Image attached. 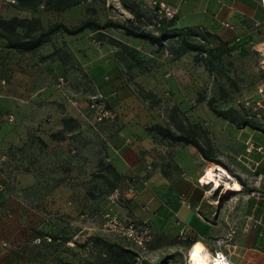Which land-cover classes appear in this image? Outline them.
<instances>
[{
    "label": "crops",
    "instance_id": "crops-1",
    "mask_svg": "<svg viewBox=\"0 0 264 264\" xmlns=\"http://www.w3.org/2000/svg\"><path fill=\"white\" fill-rule=\"evenodd\" d=\"M46 1L31 13L17 9L16 0H0V15L38 18L45 28L57 22V13L58 21L67 25L90 16L83 2L57 12ZM144 1L148 0L140 3ZM160 1L177 8L174 27L179 32L205 33L214 46L222 41L234 63H244L247 97L258 98L259 88L264 93V8L259 0ZM110 37L128 49L110 44ZM171 57L164 48L117 29L55 33L29 52L4 47L0 52V155L6 157L8 147L21 149L17 157L22 161L28 150L56 146L51 154L59 163L68 162L70 173L75 171L73 165L88 171L102 159L124 183L123 195L129 198L126 206L131 212L127 216L149 220L156 234L178 235L185 229L180 244L198 241L209 255L218 249L215 239L234 227L230 246L220 247L230 263L264 264L262 188L257 196L245 192L244 223L233 217L228 220L218 210L211 219L201 208L207 195L198 179L212 163L193 146L161 139L147 130L154 124L175 132L189 126L212 147L214 157L240 177L255 181L264 175V124L262 128L237 125L215 114L201 93L209 77L204 64L190 52ZM78 73L84 77V88L92 92L77 97L68 87H55L60 76ZM140 89L149 95L141 96ZM98 91L115 113L113 120L96 123L92 119L83 98ZM53 100L64 107L51 106ZM9 114L14 115L13 122L6 120ZM64 118L74 119L76 127L62 140L52 139V133L63 130ZM17 176L24 177L23 173ZM75 177H65V186L75 187ZM239 191L244 193L241 185ZM110 207L122 209L117 204Z\"/></svg>",
    "mask_w": 264,
    "mask_h": 264
},
{
    "label": "rangeland",
    "instance_id": "rangeland-1",
    "mask_svg": "<svg viewBox=\"0 0 264 264\" xmlns=\"http://www.w3.org/2000/svg\"><path fill=\"white\" fill-rule=\"evenodd\" d=\"M142 4L146 5L145 15L148 16L150 9L146 1L83 0L85 11L90 16L99 20L130 19L139 26L144 24L138 18ZM90 9H93L92 12ZM62 20L70 22L69 17H62ZM174 47L176 43L171 40L163 48L174 57ZM188 52L193 53L194 58L197 55L196 52ZM210 58L214 71L210 73L206 69L209 77L201 93L206 97L215 96L219 104L251 101L244 91L248 86L244 63H234L228 53L213 52ZM65 79L67 84L63 88H57L56 84L55 87L59 90L68 87L66 89L77 97L92 92L89 87L84 88L81 73L67 74ZM95 94H100L106 102V96L101 91L89 93L88 97ZM88 97L83 98L84 101L87 102ZM51 103L56 109L64 107L61 104L58 106L57 100ZM190 129L187 126L184 131ZM55 148L28 150L29 155L22 161L14 159L12 162L7 156L3 158L0 155V264H143L144 261L146 264H187L191 246L181 245L179 234H156L152 228L150 239L143 248L135 247L121 236L104 217L106 209L112 204L122 208L121 211L111 208L121 221L138 224L146 221L127 216L131 212L126 206L129 198L123 195L124 183L115 177L113 171H105L106 178L102 177L97 164L88 171L79 164L73 165L75 171L70 173L69 163H59L57 157L51 154ZM18 173H23L24 177L19 178ZM71 174L76 176L75 187L63 183V179ZM228 174L222 176L218 187L198 181L207 195L201 208L211 219L214 218L212 213L218 210L226 219L233 217L234 221L237 219L242 224L247 195L225 187V181L238 183ZM241 177L245 179L247 188L254 187L253 179L244 175ZM114 187L119 190L120 197L109 202ZM166 255L172 256L166 258Z\"/></svg>",
    "mask_w": 264,
    "mask_h": 264
},
{
    "label": "trees",
    "instance_id": "trees-1",
    "mask_svg": "<svg viewBox=\"0 0 264 264\" xmlns=\"http://www.w3.org/2000/svg\"><path fill=\"white\" fill-rule=\"evenodd\" d=\"M41 1L42 0H16L15 7L19 10H27L31 13H34ZM82 2L83 0H47L45 3L59 12L62 10H66L72 6L78 5ZM147 2L150 9L148 13L149 15H145V12L147 10L145 9L146 5L143 4L141 5L138 13V18H141L144 22V24L141 26L131 21L130 19L120 21L112 18H107L104 20H99L96 17L89 16L81 20L76 25H67L60 21H57L45 28L41 27L40 20L38 18L26 19L18 16L4 18L0 15V39L3 43V45H0V52L3 51L4 47L20 52L33 51L47 42L53 34L59 32L65 33L66 35H76L85 29L96 31L105 29H117L121 30L126 36L145 40L151 45L157 46L158 48H163L167 42L174 40L176 43V47L172 49V54L174 56L173 58H177L188 51L196 52L197 55L195 56V60L201 61L210 73H213L214 71L213 61L210 58L211 53L217 52L219 54H230V49L227 48L222 41H218V45L214 46L211 44L208 35L205 33L196 32L193 30H185L183 32H179L174 27L176 17L169 21H162L158 27L155 26V24H153L155 9L150 5V0H148ZM92 10L93 9H90L91 12ZM108 42L110 44L120 46L123 50L128 49L126 45H122L120 41L111 37L108 39ZM140 94L143 97H147L149 95V93L144 92L141 89ZM206 104L215 114L237 125H250L255 128L263 127L264 115L257 113L251 107L246 106L243 102L235 101L234 104H219L217 98L211 95L209 97H206ZM63 125V130L57 131L50 135L52 139L62 140L65 137V134L68 133V131L73 130L76 127V123L72 118H64ZM147 130L150 132H154L161 139L173 143H183L185 145L193 146L203 157V159L208 163H212L213 165H220L224 169H226L229 174L233 176L234 179L241 185V191L250 193V196L251 193L255 191L253 189L247 188L246 182L239 175L229 169V167L222 161L214 157V155L212 154V147L209 144L203 143L192 129H190L191 131L189 130L175 132L172 131L169 127L154 124L147 127ZM41 143L45 147V143L43 141H41ZM40 149H42V146L40 147ZM4 153L6 154L7 159L11 160L12 162L14 161V159L21 161V157H17V154H21V149L8 147L4 150ZM97 166L102 177L106 178V174H104L105 171H113V174L117 178L112 166L110 164L104 163L102 159L98 161ZM114 189H117V187H114L113 190ZM108 209H106L105 212H112L111 208ZM140 223L136 224L147 225L150 230H152L153 228L149 220L142 222L140 221ZM195 242L196 241H193L189 243V245L191 246ZM170 256L172 255H166V258H169ZM145 262L146 261H144L143 264H146Z\"/></svg>",
    "mask_w": 264,
    "mask_h": 264
},
{
    "label": "built area",
    "instance_id": "built-area-1",
    "mask_svg": "<svg viewBox=\"0 0 264 264\" xmlns=\"http://www.w3.org/2000/svg\"><path fill=\"white\" fill-rule=\"evenodd\" d=\"M9 2H15V0H5ZM260 4L264 8V0H259ZM150 5L154 7L155 17L153 19V24L159 26L162 21H169L176 17L177 8L171 7L164 1L160 0H150ZM66 84V79L64 76H60L56 81L57 88H63ZM258 98L252 99L251 101L243 102L246 106L251 107L257 113L264 115V93L263 89H257ZM86 106L90 111L91 117L96 123H102L106 120H113L115 113L112 109L108 108L105 99L100 94L91 95L88 97ZM8 122L14 121V115L9 114L6 116ZM200 182V178L198 179ZM255 191L251 193V196L260 195V189L262 188L264 195V175L258 176L254 181ZM132 190V188L130 189ZM120 197V192L118 189L114 191L109 196V202L117 201ZM104 217L107 218L108 224L113 226L121 236L130 241L135 247L143 248L147 241L150 239L151 230L147 225H137L133 221H121L115 214L110 211L105 212ZM236 229L230 227L229 230L222 236L215 239V244L218 247L214 250L210 257L213 261H217L220 264H231L227 258V255L220 249V247L230 246V242L235 234ZM179 238L183 239L185 236V229L179 232Z\"/></svg>",
    "mask_w": 264,
    "mask_h": 264
},
{
    "label": "bare ground",
    "instance_id": "bare-ground-1",
    "mask_svg": "<svg viewBox=\"0 0 264 264\" xmlns=\"http://www.w3.org/2000/svg\"><path fill=\"white\" fill-rule=\"evenodd\" d=\"M226 174L228 173L220 165H212L200 176V182L203 184L213 183L215 187H218L221 184L222 176ZM224 185L227 189H240V185L236 182L230 184L225 181ZM208 253L204 245L196 241L191 245L187 254V264H220L213 261Z\"/></svg>",
    "mask_w": 264,
    "mask_h": 264
}]
</instances>
